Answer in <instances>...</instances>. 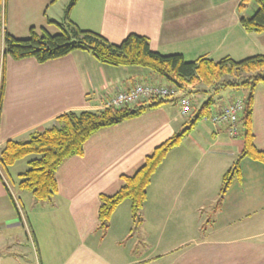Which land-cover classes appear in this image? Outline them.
I'll return each instance as SVG.
<instances>
[{"label":"crops","instance_id":"1","mask_svg":"<svg viewBox=\"0 0 264 264\" xmlns=\"http://www.w3.org/2000/svg\"><path fill=\"white\" fill-rule=\"evenodd\" d=\"M242 1L79 0L70 19L116 45L136 34L147 37L153 51L179 53L187 61H240L264 56V32L247 31L241 24L257 5L246 0L240 8ZM70 2L1 0V30L18 39L29 38L31 29L57 34ZM140 83L166 84L150 71L105 65L83 50L46 63L8 57L0 151L7 141L27 139L63 113L103 109L114 94ZM205 93H191L193 105L196 97L211 95ZM226 98L215 112L236 99ZM182 118L188 119L170 99L158 109L96 132L83 156L71 157L59 168L58 193L48 202L36 201L18 186L30 159L20 172L14 167L23 159L6 173L0 169V264H264V165L244 159L241 179H235L220 200L223 175L242 144L235 143L225 126L213 123L210 127L200 121L169 153L137 219L125 201L108 228L100 229V196L115 194L123 176L134 175L157 146L185 127L188 120ZM252 124L256 147L264 152L261 85L254 94ZM216 199L219 211L212 226L203 229L201 209ZM170 234L180 238L178 244L169 245Z\"/></svg>","mask_w":264,"mask_h":264},{"label":"trees","instance_id":"2","mask_svg":"<svg viewBox=\"0 0 264 264\" xmlns=\"http://www.w3.org/2000/svg\"><path fill=\"white\" fill-rule=\"evenodd\" d=\"M78 1L71 0L64 22L58 24L61 31L57 34H50L45 30L38 33L31 29L29 38L18 39L5 30L4 49L0 51V113L8 57L16 61L34 58L39 63H46L76 50H83L105 65L140 67L158 75L169 86L182 90L192 86V89L187 91L189 93L209 92L214 95L224 89H245V108L239 122V137L243 138L242 149L223 175L220 200L224 198L232 182L241 179V163L244 159L264 165V152L256 147L252 124L254 94L259 85L264 88L263 55L247 57L240 61L231 57L219 60L201 57L195 61H187L179 53L162 54L153 51L149 39L136 34L127 36L122 43L116 45L97 32L80 28L70 19V11ZM245 1H242L240 8H243ZM254 1L257 5L255 12L249 17H242L241 24L247 31L263 33L264 2ZM1 21L0 13V36ZM199 85L203 86L204 90H201ZM169 101L170 98L154 97L121 107L63 113L49 125L29 134L27 139L7 141L0 151V169L6 173L18 161L30 155H37L28 161V169L20 175L18 186L21 190L30 192L38 202L51 201L58 193L57 171L67 159L84 155V146L93 134L140 117ZM214 104L215 101L210 96L201 106H193L181 131L157 146L134 175L123 176L124 184L115 194L100 196L98 219L102 231L108 228L116 208L125 201L131 204L132 217H139L148 198V188L157 171L169 153L182 144L197 124L214 114Z\"/></svg>","mask_w":264,"mask_h":264},{"label":"built area","instance_id":"3","mask_svg":"<svg viewBox=\"0 0 264 264\" xmlns=\"http://www.w3.org/2000/svg\"><path fill=\"white\" fill-rule=\"evenodd\" d=\"M4 32L2 27V49H4ZM2 62V61H1ZM182 90L167 84L165 85H153L148 83H140L133 88L125 91H119L114 94L111 99L104 105V108L108 107H121L126 104H135L143 100H148L154 97L175 99L180 107V113L183 116L188 117L193 106V101L188 94V89ZM245 108V102L243 98H236L229 104H223L218 112H215L209 119L214 125L225 126L228 134L232 138L239 137L240 134V116Z\"/></svg>","mask_w":264,"mask_h":264},{"label":"rangeland","instance_id":"4","mask_svg":"<svg viewBox=\"0 0 264 264\" xmlns=\"http://www.w3.org/2000/svg\"><path fill=\"white\" fill-rule=\"evenodd\" d=\"M0 51H1V49H0ZM1 58H2V56H1ZM141 69H143V68H141ZM199 87H202L203 88V86H201V85H199ZM191 89H192V86H190L189 90H191ZM230 95L231 96H235L236 98H244L247 95V91L245 89H238V90H236V89H224V90H222L218 94H214V95H202L201 97L199 96L198 98L196 97L194 99V102H195V104L201 106V104L211 96L214 99V101H215L214 108H213V111L215 112L216 110H218L220 108V104L222 102H226L228 100L226 97H228ZM182 120L185 122L188 119L187 118H184V119L182 118ZM202 122L203 123H206V125H209L210 127H212L211 126L212 123L210 124V122L207 123V122H205L203 120H202ZM235 143H237L239 145L240 144H243V138L241 136L240 137H237L236 140H235ZM35 157H37V155H30V156L26 157L25 159H23L22 160L23 162H18L16 164V166L14 167L15 168V171H18L19 170V172H20V170H21L20 167H21L22 163H25L29 159H32V158H35ZM26 169H28V166L26 167ZM17 174L13 175L14 182L12 184V185H14V192L15 193H17V190H18L17 182H19V177H18ZM217 210L219 211V202H218V199H216L215 201L209 200L208 202L205 203V206L201 209V211L203 213V218H202V220H203L202 228L203 229H208V228H210L212 226V221L214 220V218H215V216H216V214L218 212ZM174 237L170 234V237H169V240H168V243H169L170 246L171 245H176L180 241V238L179 237H177V236H174Z\"/></svg>","mask_w":264,"mask_h":264}]
</instances>
